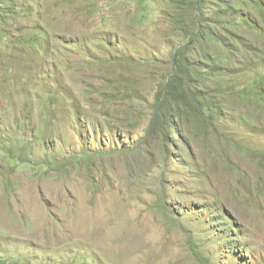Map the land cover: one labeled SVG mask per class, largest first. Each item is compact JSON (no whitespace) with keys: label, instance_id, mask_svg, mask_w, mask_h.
Segmentation results:
<instances>
[{"label":"rangeland","instance_id":"374dc122","mask_svg":"<svg viewBox=\"0 0 264 264\" xmlns=\"http://www.w3.org/2000/svg\"><path fill=\"white\" fill-rule=\"evenodd\" d=\"M0 264H264V0H0Z\"/></svg>","mask_w":264,"mask_h":264},{"label":"trees","instance_id":"16d2710c","mask_svg":"<svg viewBox=\"0 0 264 264\" xmlns=\"http://www.w3.org/2000/svg\"><path fill=\"white\" fill-rule=\"evenodd\" d=\"M186 96H187V94H186ZM185 97V96H184ZM185 98H187V97H185Z\"/></svg>","mask_w":264,"mask_h":264},{"label":"bare ground","instance_id":"6f19581e","mask_svg":"<svg viewBox=\"0 0 264 264\" xmlns=\"http://www.w3.org/2000/svg\"><path fill=\"white\" fill-rule=\"evenodd\" d=\"M132 260V259H131ZM134 260V259H133Z\"/></svg>","mask_w":264,"mask_h":264}]
</instances>
